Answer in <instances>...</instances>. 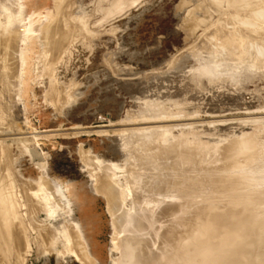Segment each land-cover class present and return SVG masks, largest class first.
I'll use <instances>...</instances> for the list:
<instances>
[{"label": "rangeland", "instance_id": "1", "mask_svg": "<svg viewBox=\"0 0 264 264\" xmlns=\"http://www.w3.org/2000/svg\"><path fill=\"white\" fill-rule=\"evenodd\" d=\"M55 1L29 0L28 7L36 6L44 26L61 22L62 33L53 36L64 42L65 49L55 52V57L51 48L46 51L47 41L36 30L34 52L26 56L29 66L21 70L20 62L12 55L5 57L3 44L4 37L5 40L15 29H21L16 15L21 0H0L2 21L13 18L7 28H0V176L6 183L0 186L12 196L17 195L22 204H28L18 209L23 234L37 236L41 242L44 224L64 223L60 216L49 219V211L41 206L29 205L26 196L47 166V175L42 173V177L49 178L41 177L44 183L48 181L45 187L40 181L42 188L49 189L52 196L55 192L56 197L55 187L48 184L50 180L69 187L76 204L72 206V217L82 224L88 248L99 264H113V259L120 257L119 248L125 249L124 242L132 243L136 236L145 247H140L138 241V245L134 244L143 252L140 260L149 256L151 263L155 258V264H172V260L174 264L181 258H190L189 251L195 247L199 251L205 247V252L209 248L215 250L214 245L210 247V240L219 242V228L214 234L216 229L203 219L213 210L237 213L241 208L238 203H248L252 208L251 218L258 219L255 223L262 226L255 234L263 240L257 241L258 246L252 241L255 236L251 239L254 232L248 233L250 236L242 234L243 238L251 237L252 243L247 238L251 248L241 236L238 244L242 248L231 244L226 247L235 252L236 259L264 253V40L260 41L264 39V22L259 21L264 18V11H257L264 10V1L124 0L119 4V0H61L60 6ZM240 2L247 4L252 11L250 17L258 21V26L248 29L238 24L239 20L236 22L238 17H246L243 21L251 19L246 16V6H238ZM236 27L247 30L246 42L252 43H244L251 49L250 57L248 54L242 64L231 60L233 51L220 44ZM67 36H71L69 40ZM13 46L15 52L17 46ZM11 62L13 65L9 66L15 67L12 70L5 67ZM27 67L30 73L26 74ZM225 71L228 73H222ZM247 139L253 142L249 149L238 152L239 144ZM111 162L122 167L114 175L112 166L113 179L111 171L106 170ZM92 168H98V174L108 171L106 175L114 183L118 179L115 185L119 195L115 191L118 198L114 197L118 202L112 205L111 212L105 196L93 192ZM170 204L175 206L169 210ZM247 220L243 224L249 228L254 220ZM202 224L204 230H212L214 238L206 233L209 229L205 233L201 230L204 235L199 236L197 229H203ZM132 225L139 227L132 229ZM129 234L136 236L128 237ZM207 234L212 237L210 240ZM195 235L198 243H194ZM112 237L119 238L120 247L116 250ZM35 238H31L35 243L28 241L30 251L25 248L18 257L12 255L9 259L0 249V264H81L76 257L56 256L53 248L46 243L43 247ZM202 238L209 241V248L206 243H199L204 242ZM60 242L57 249L62 248ZM224 247L219 248V257L226 258L231 253ZM237 248L241 249L239 253ZM198 252L194 254L198 256ZM231 256L228 258L235 257Z\"/></svg>", "mask_w": 264, "mask_h": 264}, {"label": "bare ground", "instance_id": "2", "mask_svg": "<svg viewBox=\"0 0 264 264\" xmlns=\"http://www.w3.org/2000/svg\"><path fill=\"white\" fill-rule=\"evenodd\" d=\"M19 1V0H18ZM31 1H33V0H31ZM121 1H124V0H119V4L121 3ZM233 1V0H232ZM244 1V0H243ZM246 1V0H245ZM250 1V0H249ZM264 1V0H263ZM221 2V1H220ZM234 2V1H233ZM32 3V2H31ZM33 3H35V1L33 2ZM55 3H57L59 6H60V4H61V0H57V1H55ZM63 3V2H62ZM242 2H240L239 4H238V6H240V7H242V5H243V3H242V5H240ZM244 3H247V1L246 2H244ZM261 3V2H260ZM19 4V3H18ZM248 4H250V3H248ZM257 4V3H256ZM20 10H18V12H16V15L18 14L19 16L17 17L16 15V17H17V19L19 20H17V19H15V17H14V19L15 20H17L19 23H21V25L22 26H20L21 27V29H19V30H16L15 29V31H13V34L11 33V36L10 37H6V39L4 40V38H3V41H4V48H5V52H7L6 53V56L5 57H10L11 55H12V59H15L16 60V62L17 61H19L20 62V67H21V70H22V67L24 68V66H26V65H28L29 66V63H27L29 60V58L27 59V57L26 56H28L29 57V54H30V51L31 52H34V51H32L33 50V47L35 46L34 45V42L36 41V39L38 38H36V36H37V32H36V30L39 32V34H41V35H39L38 34V36L40 37H42V38H45L46 40L45 41H47V45H48V47H46L47 49H46V51H50L51 49H52V51L50 52V53H53V55L55 54V57L56 56H58V55H56L57 53H55V52H58V50L61 52V50H62V52L64 51V49H65V47L62 49V45H63V43H62V41L59 39H56V40H54L55 39V37L53 36V33H59L60 31H61V27H60V24H61V22H60V24H59V22H57V20L54 22V23H52V24H50V25H42V21H41V17H40V13H39V10L36 8V6H34V8L33 9H29V0H21V2H20ZM18 5V6H19ZM58 5H57V7H58ZM245 5V4H244ZM243 5V6H244ZM254 5V4H253ZM261 5H262V3H261ZM56 6V5H55ZM234 6V5H233ZM246 6V7H245ZM244 7H245V9H247L248 10V13L250 12L249 11V8H247L248 6H247V4L245 5ZM253 7H255V6H253ZM258 7V6H257ZM261 7V6H260ZM264 7V6H263ZM243 8V7H242ZM251 8V7H250ZM262 8V7H261ZM244 9V10H245ZM252 9V8H251ZM57 10V9H56ZM246 10V11H247ZM258 10H260L258 13H260L261 14V12L262 11H264V10H261L260 8H257V11ZM255 11H256V9H255ZM254 11V12H255ZM256 11V12H257ZM252 12V11H251ZM250 12V13H251ZM253 12V13H254ZM250 13H249V16L248 15H246L247 17H250L251 15H250ZM252 13V14H253ZM258 13H256V15L258 14ZM255 14V13H254ZM263 14H264V12L261 14V16H263ZM10 16V15H9ZM60 16V15H59ZM233 16H235V15H233ZM237 17L239 16V15H236ZM235 16V17H236ZM254 16V15H253ZM252 16V17H253ZM258 16V15H257ZM257 16H255V19H257V18H262L261 16L260 17H257ZM7 17V16H6ZM12 17V16H11ZM61 17V16H60ZM235 17H233L234 19H232V20H235L236 18ZM2 17L0 16V28L1 27H4V28H7L10 24H11V21H12V19L13 18H10L9 17V21H2V19H1ZM64 18V17H63ZM241 18V17H240ZM240 18L238 17L237 19H236V22L238 21L239 23L238 24H243L242 26L244 27V25L246 26V28H248L249 29V27H254L255 25H257L258 26V24H255V23H257L258 21L257 20H255V22H254V17L253 18H251L250 19V21H248L249 20V18H248V20L247 19H245V20H247V21H243L244 20V18H246V17H242L243 19H241L240 20ZM8 19V18H7ZM58 19V18H57ZM5 20V19H4ZM29 21L28 22V25H26V21ZM253 20V21H252ZM259 20V19H258ZM257 21V22H256ZM259 21H263L264 22V18H262V20H259ZM56 22L59 24V26H58V24H56ZM220 22V21H219ZM262 22V23H263ZM226 23V22H225ZM235 23V22H234ZM262 23L260 24V22H259V25H262ZM71 24V23H70ZM229 24V23H228ZM65 25V24H64ZM58 26V27H57ZM61 26H62V24H61ZM71 26V25H70ZM69 26V27H70ZM234 26V25H233ZM260 27H262V26H260ZM263 27H264V25H263ZM262 27V28H263ZM67 28V27H66ZM71 29H72V27H70ZM86 28V27H85ZM237 28V27H236ZM241 28V27H240ZM245 28V27H244ZM44 29V30H43ZM243 28H241V29H233L232 31H229L228 33H227V35H225V37H223L222 38V40L223 41H220L221 43V47H223V48H225V50H228V49H230V51L229 52H231V50L233 51V53H230V55H232V54H234V55H232V56H230V57H232V59L231 60H234V61H236L237 62V64L239 63V64H242L241 62H244L246 59H247V57H248V49H251V47L250 48H248L247 46L249 45V44H251L252 45V43H247L246 41L249 39V36H248V38H247V36H246V33H248L247 32V30L246 31H241ZM251 29V28H250ZM5 30V29H4ZM66 31V30H65ZM71 31V30H70ZM75 31V30H74ZM248 31H250V32H252L251 30H248ZM10 33V32H9ZM37 33V34H36ZM61 33H62V31H61ZM61 33H59V34H61ZM59 34H58V36H59ZM67 34V33H66ZM71 34V33H70ZM8 35V34H7ZM65 35V34H64ZM68 35V34H67ZM249 35V34H248ZM6 36V35H5ZM62 36V35H61ZM259 36V35H258ZM54 37V38H53ZM68 37V36H67ZM71 37V36H70ZM70 37H68V40H69V38ZM41 38V39H42ZM48 38H50V39H48ZM57 38V37H56ZM246 38H247V40H246ZM251 38V37H250ZM253 38V37H252ZM255 38V37H254ZM253 38V39H254ZM35 39V40H34ZM252 39V40H253ZM256 39H258V38H256ZM210 40H212V39H210ZM264 39H260V41H263ZM0 41H1V39H0ZM3 41H1V42H3ZM43 41V40H42ZM66 41V40H65ZM249 41V40H248ZM68 42V41H67ZM247 43L248 45L246 46V44H244V43ZM253 42V41H252ZM36 43V42H35ZM66 43V42H65ZM263 42H260L259 44H262ZM254 44V43H253ZM1 45V44H0ZM13 45H16L17 47V49H15L14 51L15 52H13V49H14V46ZM64 46V45H63ZM250 46V45H249ZM256 46V45H255ZM264 46V45H263ZM12 47H13V49H12ZM51 48V49H50ZM223 48H222V50H223ZM247 48V49H246ZM260 48V47H259ZM261 48H264V47H261ZM12 49V50H11ZM34 49H37V48H34ZM54 49H56V51L54 50ZM254 49V48H253ZM7 50V51H6ZM54 50V51H53ZM224 50V51H225ZM259 50V49H258ZM251 51V50H250ZM60 52H58V54L60 53ZM200 52V51H199ZM29 53V54H28ZM44 53H45V50H44ZM47 53V52H46ZM252 53V52H251ZM259 53V52H258ZM13 54L15 55V56H13ZM28 54V55H27ZM49 54V53H48ZM47 54V55H48ZM262 54V53H261ZM8 55V56H7ZM46 55V54H45ZM258 56V55H257ZM264 56V55H263ZM14 57V58H13ZM52 57V56H51ZM233 57H234V59H233ZM249 57H250V54H249ZM253 57H254V55H253ZM259 57V56H258ZM261 58V57H260ZM264 58V57H263ZM12 59H10L11 61H12ZM249 59V58H248ZM6 60V59H5ZM10 60H8V61H10ZM264 60V59H263ZM7 61V60H6ZM260 61V60H259ZM12 62H15L14 60L12 61ZM11 62V63H12ZM15 62V63H16ZM46 62V61H45ZM48 62V61H47ZM4 63V62H3ZM225 63V62H224ZM232 63V62H231ZM263 63V62H262ZM50 64V63H49ZM48 64V65H49ZM249 64V63H248ZM261 64V63H260ZM9 65H13V63L12 64H7L6 63V66L5 67H8V69H10L12 66H9ZM47 65V64H46ZM222 65V64H221ZM252 65V64H251ZM2 66V65H1ZM15 66V65H14ZM13 66V67H14ZM260 66V65H259ZM4 67V66H3ZM216 67V66H215ZM223 68L225 67V66H222ZM227 67V66H226ZM230 67V66H229ZM250 67V66H249ZM15 68V67H14ZM14 68H11V70L12 69H14ZM217 68V67H216ZM2 69V68H1ZM6 69V68H5ZM18 69V68H17ZM16 69V70H17ZM28 67H27V69H26V74L27 73H30V72H28ZM246 69V68H245ZM204 70V69H203ZM207 70H209V69H207ZM212 70H214L213 68L210 70V71H212ZM226 70V69H225ZM248 70V69H247ZM30 71V70H29ZM222 71V70H221ZM220 71V72H221ZM223 71H224V69H223ZM12 72V71H11ZM22 72H24V71H22ZM213 72V71H212ZM212 72H210V74H212ZM13 73V72H12ZM222 73H226V71L225 72H222ZM228 73V72H227ZM226 73V74H227ZM230 74V76H233L234 77V73L232 74L231 72L229 73ZM228 74V75H229ZM232 74V75H231ZM214 75V74H213ZM212 75V76H213ZM217 75V74H216ZM218 76H222L221 74L219 75L218 74ZM236 76V75H235ZM215 77H217V76H215ZM221 78V77H220ZM227 78H228V76H227ZM211 79V78H210ZM212 81V80H211ZM26 82V81H25ZM47 91V90H46ZM48 94V93H47ZM1 108V107H0ZM1 111V110H0ZM4 115V114H3ZM5 116V115H4ZM2 118V117H1ZM3 119H4V117H3ZM0 121H2V120H0ZM2 123V122H1ZM3 124V123H2ZM1 124V125H2ZM0 125V126H1ZM166 133H167V131H166ZM165 134V133H164ZM166 135V134H165ZM166 137V136H165ZM163 139H164V137H163ZM250 139V138H249ZM249 139H247L246 141H242L241 142V144H239V142L238 141H236V143L237 144H239V151L238 152H242V151H245V149L247 148V149H249V147H250V143H253V142H250V140ZM234 144H235V142H234ZM181 145V144H180ZM233 145V144H232ZM232 147H234V146H232ZM255 147V146H254ZM238 148V147H237ZM237 148H235V149H237ZM238 150V149H237ZM82 152V151H81ZM80 152V153H81ZM83 153V152H82ZM243 153H245V152H243ZM241 154V153H240ZM88 155V154H87ZM242 155V154H241ZM245 155V154H244ZM234 156V155H233ZM237 157V156H236ZM240 157V156H239ZM251 157V156H250ZM96 158V157H95ZM241 158H243V157H241ZM97 159V158H96ZM236 160V159H235ZM250 160V159H249ZM93 161V160H92ZM100 161V163H102V161L101 160H99ZM251 161V160H250ZM89 162V161H88ZM95 163H97V162H95ZM104 163V162H103ZM41 164H42V162H41ZM97 164H99V163H97ZM106 164V163H105ZM112 164V165H111ZM234 164H235V162H234ZM103 165V164H102ZM106 165H108V164H106ZM105 165V166H106ZM111 165V166H110ZM110 165H109V167L111 168H107L106 170H109V171H111L112 170V166L114 167V171H115V174L114 175H118V174H116V171L118 172V170L117 169H122V167L118 164V163H110ZM241 165V164H240ZM239 165V166H240ZM44 166V165H43ZM41 167V166H40ZM47 167V166H46ZM46 167H43L44 169L42 170L41 168V172L42 173H44L45 175H47V168ZM88 168V167H87ZM102 168V167H101ZM98 169V168H97ZM97 169L96 170H93V168H92V171H93V173L95 172V171H97ZM116 169V170H115ZM103 171H104V169H102ZM102 170H100V171H102ZM126 170V169H125ZM90 171V170H89ZM92 171H90V172H92ZM114 171L112 172H109L110 173V176H111V173H112V177H110V178H112L113 179V173H114ZM89 172V173H90ZM108 171H106V173H107ZM1 173V172H0ZM41 173V174H42ZM90 174V177H91V180H92V189H93V192H96V193H98V194H102V195H104L105 196V198H106V200L109 202H107L108 204H107V208H108V211L109 212H111V208H112V205H116L115 204V202L117 203L118 201L117 200H115V198L114 197H116V195H115V191H116V194H118L117 192V187H116V185L118 184L116 181L118 180V179H116L115 180V183L108 177V175H106V173L104 174H101L100 172H99V174H101L100 176H97L96 174H98V171L96 172V174L94 175V174ZM39 175L38 176V178H37V180H36V182L34 181L33 183H36V185L35 184H33V185H30V187L28 188L30 191H29V193L27 192V190L26 189H24V190H26V196H27V198H28V202H29V205H31L32 207H35V206H41L42 208H43V210L44 211H49L48 213H49V216H48V218L49 219H54V218H56L57 216H60L61 218H63L64 219V223H61L59 226H55V225H53V224H51V225H49V224H44L43 226H45V227H43V229H44V231L45 232H43V234H42V239H41V242H42V244H43V247H44V245H46V246H49L50 248H53L54 250H55V252H56V256H59V257H63V256H65V255H69V256H71V257H76L75 259H77L81 264H99L98 263V261H96V259H95V257L91 254V252H90V250H89V248H88V245H87V242H86V238H85V235H84V232H83V229L84 228H82V224L78 221V220H76V219H74L72 216H73V208H72V206L75 204V200L73 199V197H72V192H70V189H69V187L68 186H66L65 188L60 184V183H57L56 181H54V180H50V183H48L49 185L50 184H52L54 187H55V191L57 192V194H58V196H59V198H58V196H56V197H54V195H56L55 194V192L53 191L54 190V188H53V190H52V192H54L53 193V196H52V193L50 192V193H48L47 191L49 190H46L45 188L43 189L42 188V186L44 185V187L46 186L45 184L48 182H46V183H44V181H41V180H43V179H45V180H48V178H49V176H47L48 178L46 179L45 177L46 176H44V178L42 177L44 174H42V175ZM98 174V175H99ZM257 175V174H256ZM2 176H0V178H1ZM41 177L43 178V179H41ZM117 177V176H116ZM251 178V177H250ZM114 179H115V176H114ZM1 180H2V183L0 184L2 187L4 186V185H6V183L4 184L3 183V181L5 180H3L2 178H1ZM125 180V179H124ZM188 180V179H187ZM40 181L42 182V184L40 183ZM97 182V183H96ZM40 183V184H39ZM117 183V184H116ZM122 183V182H121ZM120 183V184H121ZM256 183V182H255ZM3 184V185H2ZM15 184V183H14ZM32 184V183H31ZM116 184V185H115ZM123 184V183H122ZM121 184V185H122ZM35 185V186H34ZM49 185H47V187L49 186ZM0 186V249H2L3 251H4V256H7L9 259H10V257L12 256V255H16L17 257L22 253V251L25 249V248H27L28 246H29V244H28V241L30 242L31 240L33 241V239L35 238V236L34 237H31V238H33V239H31L30 237H29V235L28 234H26L28 237H26L24 234H23V231H25V230H23V226H24V224H23V221H22V218H21V216H20V213H19V211H18V209H20V208H22V207H25V206H27L26 205V203H24V204H22V202H20V200H19V198L17 199V195H16V197L13 195L12 196V194H10V192H8V190L6 191V190H3L2 189V187ZM46 187V188H47ZM121 187V186H120ZM250 187V186H249ZM24 188V187H23ZM49 188H50V186H49ZM119 188V187H118ZM245 188V187H244ZM5 189H6V187H5ZM43 189V190H42ZM72 189V188H71ZM246 189V188H245ZM254 189V188H253ZM119 190V189H118ZM252 190V189H251ZM260 190V189H259ZM122 191V190H121ZM120 191V192H121ZM20 192V191H19ZM21 193V192H20ZM16 194H17V191H16ZM119 195V194H118ZM73 196H75V195H73ZM252 196V195H251ZM22 197V196H21ZM52 197H54L55 199V201H52L51 199H53ZM56 198H58L59 200H57ZM118 197H116V199H117ZM125 198V197H124ZM246 199V198H245ZM50 200L53 202V203H51L50 202ZM58 201V203H57V201ZM251 201V202H250ZM249 202L253 205V200H250ZM54 202L55 203H57V204H55L54 205ZM257 202V201H256ZM239 204V206H241V208H240V210L242 211V212H239V211H237V213L239 212V214H237V213H235L234 211L233 212H227V211H225V213H218V210L215 212L214 210L213 211H209L208 212V215L207 216H205L206 218L205 219H203V220H205L206 222H207V224L208 225H210V227H212L211 229H216V233H214V234H217V229L219 230V234H217L218 236H219V242L218 243H214L213 242V240L211 239L210 240V238H214V236H212V235H214V234H212L211 235V232H212V230H210V228L208 227L207 229L205 228V230H208L206 233H210V235L212 236H210L209 234H207L208 236L206 237L207 238V240H208V238H209V240H210V242L212 241V244H211V246L210 247H212L213 245H214V249L215 250H213V249H211V248H209L207 245H209L210 243H209V241H207L206 242V240H204V239H206L205 238V236L202 238V240H204V242L203 241H201L200 242V240H199V243H202V244H204V243H206V245L205 246H207L208 248V250L205 252V247L204 248H202V250H204V251H202V250H197L198 248L197 247H195V248H192L190 251H189V255H190V258H181L180 260H178V262L176 263V264H264V253L262 252L261 254H259L257 251H255L254 250V252H257L258 253V255L256 256H254L253 257V253L250 255V256H252L253 258H251L250 256H248L249 258H247V257H245V258H237L236 259V254H234L233 253V251L232 250H230V248L229 247H226L227 245L228 246H230V244H231V246L233 247V246H238L239 244H241L240 242H241V239H243V241L244 242H246V243H248V244H245V245H247L248 247H249V243L251 242L252 243V241H254V242H256V244L259 242V243H262V240L261 239H259V237H257L256 236V234H255V231L257 230V231H259V229L262 227L260 224H256L255 222V217H254V219H252L253 217V210H252V208L251 209H249L250 207L248 206L249 204L247 203V204H240V203H238ZM255 204V203H254ZM25 205V206H24ZM76 205V204H75ZM170 205H171V207H170ZM170 205H168V207H170V208H168L169 210L170 209H172V206H173V204H170ZM232 205V204H231ZM235 206H236V203L234 204ZM252 205H250L251 207H253V209H254V206H252ZM175 206V205H174ZM173 206V207H174ZM216 206V205H215ZM239 206H237V207H239ZM260 206V205H259ZM114 208H116L115 206H113ZM119 207V205H117V208ZM237 207H235V208H237ZM117 208H116V210H117ZM176 208V207H175ZM262 208V207H261ZM29 209V208H28ZM36 209V208H35ZM37 209H40V208H37ZM167 209V210H168ZM238 209V208H237ZM22 210V209H21ZM20 210V211H21ZM42 210V211H43ZM114 210V209H113ZM166 210V209H165ZM167 210H166V212H167ZM181 210V209H180ZM220 210V209H219ZM224 210V209H223ZM251 210H252V212H251ZM259 210V209H258ZM39 211V210H38ZM43 211V212H44ZM118 211V210H117ZM208 211V210H207ZM246 211V212H245ZM247 211L249 212L248 214H247ZM37 212V211H36ZM76 212V211H75ZM170 212V211H169ZM172 212V211H171ZM170 212V213H171ZM174 212H176V211H174ZM182 212H184V211H182ZM222 212H224V211H222ZM243 212H244V214H243ZM23 213V212H22ZM173 213V212H172ZM246 213V214H245ZM252 213V214H251ZM46 214V213H45ZM113 215H114V213H112ZM256 215H257V213H255ZM172 215V214H171ZM186 215V214H185ZM116 216V214L114 215V217ZM173 216V215H172ZM117 217H118V215H117ZM252 217V218H251ZM79 218V217H78ZM113 218V217H112ZM136 218H138V217H136ZM173 218V217H172ZM249 218V220H250V222H251V220H252V223H253V220H254V224H252L251 225V223H249L248 225H250L249 226V228L247 227V225L245 226V224H243V223H246L245 222V220H247ZM251 218V219H250ZM116 219V218H115ZM139 219V218H138ZM140 219H141V217H140ZM198 219V218H197ZM25 220V219H24ZM130 220V219H129ZM134 220V219H133ZM256 220H258V219H256ZM55 221V220H54ZM114 221V220H113ZM118 221V220H117ZM167 221V220H166ZM25 222H26V220H25ZM33 222V221H32ZM52 222V221H51ZM134 222V221H133ZM138 224H139V221L137 220L136 221ZM136 222H134V223H132L133 225H136L135 223ZM247 222H248V220H247ZM127 223V222H126ZM141 223V222H140ZM189 223H191V222H189ZM35 224V223H34ZM37 224V223H36ZM115 224H117V222L115 223V221H114V225ZM118 224H119V221H118ZM203 224H204V222H203ZM202 224V225H203ZM247 224V223H246ZM27 225V224H26ZM33 225V224H32ZM112 225H113V222H112ZM133 225H132V229H134V228H138L139 227V225H138V227H133ZM184 225H185V223H184ZM205 225V224H204ZM204 225H203V229H202V227H200L201 229H197V231L199 230V236H200V234H202V233H200V231L202 230V232H203V230H204ZM208 225H205V226H208ZM263 225V224H262ZM30 226V225H29ZM84 226V225H83ZM137 226V225H136ZM117 227V226H116ZM140 227H141V225H140ZM169 227V226H168ZM32 228V227H31ZM34 228V227H33ZM38 228V227H37ZM40 228H41V226H40ZM115 228V227H114ZM248 228V229H247ZM263 228H264V226H263ZM24 229H26V226L24 227ZM39 229V228H38ZM42 229V228H41ZM42 229V230H43ZM120 229V228H119ZM122 229V228H121ZM34 230H35V228H34ZM68 230H70L71 232H72V234L71 233H69L68 232ZM131 230V229H130ZM136 231H137V229H135ZM173 230V229H172ZM205 230H204V232L203 233H205ZM264 230V229H263ZM39 231H41V230H39ZM115 231V230H114ZM133 231V230H132ZM142 231V230H141ZM214 231V230H213ZM38 232V231H37ZM123 232V231H122ZM131 232V231H130ZM139 232V231H138ZM164 232H166V231H164ZM215 232V231H214ZM254 232V235L252 236L253 238H251V237H242V234H246V235H251V234H248V233H253ZM132 233H134V231L132 232ZM132 233H130V234H132ZM167 233V232H166ZM170 233H172V232H170ZM174 233V232H173ZM198 233V232H197ZM213 233V232H212ZM119 234H120V232H119ZM129 234V236L128 237H132L134 234H139V233H134L132 236ZM162 234V233H161ZM168 234V233H167ZM196 234V233H195ZM257 234L259 235V233L257 232ZM38 235V234H37ZM121 235V234H120ZM126 235V234H125ZM196 235H198V234H196ZM196 235H195V240H196ZM202 235H204V234H202ZM216 235V236H217ZM31 236V235H30ZM39 236V235H38ZM134 236H136V235H134ZM198 236V237H199ZM240 236H241V239H239L240 238ZM254 236H255V239H256V237H257V240H255L254 239ZM114 237V236H113ZM112 237V238H113ZM117 237V236H116ZM128 237H125V238H128ZM166 237V236H165ZM202 237V236H201ZM200 237V238H201ZM264 237V236H263ZM262 237V238H263ZM36 238H37V241L38 242H40L39 241V238L36 236ZM35 238V239H36ZM134 238V237H133ZM138 237L136 236V238L135 239H137ZM140 238V237H139ZM168 238V237H167ZM175 239V237H173L172 236V239ZM217 238V237H216ZM247 238H248V240L250 241V238L251 239H254V240H252V241H247ZM31 239V240H30ZM124 239V238H123ZM129 239V241H131L132 240V238L130 239V238H128ZM134 239V241L132 240V243H130L128 240H126L125 239V241H128L129 243L128 244H126L125 245V242H124V247L126 246V248L125 249H123V247L120 249L119 248V250H121V254H120V257L119 258H117V259H113V264H149L148 262L150 261V258H149V256L148 255H146V257L148 256V258H145V256H143V260H140V258H142L141 257V255H143V252H142V250L140 249V247H142L143 248V246L142 245H140L139 243H142V241L141 242H139L141 239H139V241H138V239L137 240H135ZM218 239V238H217ZM42 240H44V241H42ZM162 240V239H161ZM193 240V239H192ZM214 240H216V239H214ZM240 240V241H239ZM246 240V241H245ZM259 240V241H258ZM261 240V241H260ZM36 241V240H35ZM35 241H33L34 243H35ZM60 242L61 243V245H62V248L61 249H57L55 246H56V244H57V242ZM136 241H138V244H139V246L140 247H138V246H136V245H138L137 244V242ZM169 241V240H168ZM171 241L172 240H170V243H171ZM258 241V242H257ZM38 242H36V243H38ZM40 242V243H41ZM198 243V240H196L194 243ZM46 243V244H45ZM208 243V244H207ZM237 243V245H235ZM239 243V244H238ZM258 243V246H260V244ZM42 244H40L41 246H42ZM134 244H136V245H134ZM145 244V243H144ZM143 244V245H144ZM215 244H216V247H215ZM243 244V243H242ZM112 245H113V248H115V250L116 249H118V247H120L119 245V238H113V240H112ZM111 245V246H112ZM145 245H147V244H145ZM178 245V244H177ZM199 245V244H198ZM263 245H264V243H263ZM26 246V247H25ZM45 246V247H46ZM135 246V247H134ZM184 246V245H183ZM227 248V250H230V251H226V249H225V247ZM239 246H241V245H239ZM247 246H245L247 249H249V248H251L252 246L250 245V247L248 248ZM32 246H31V243H30V247L29 248H31ZM137 247V248H136ZM148 247V246H147ZM189 247V246H188ZM220 247H224V249H225V251L228 253V252H231V253H229V255H231V254H233V256H231V257H234V258H228V256L226 257V258H222L223 257V253L225 252H221L220 251V253H222L221 255H222V257H219L218 256V254H219V248ZM29 248H27V249H25V250H29ZM145 248V247H144ZM143 248V249H144ZM164 248V247H163ZM182 248V247H181ZM197 248V249H196ZM235 248V247H234ZM233 248V249H234ZM241 248H242V246H241ZM49 249V248H48ZM112 249V248H111ZM196 250V251H193V250ZM211 249V250H210ZM238 249V253H239V250H241L240 248H237ZM24 250V251H25ZM46 250V249H45ZM78 250V251H77ZM124 250V251H123ZM145 250V249H144ZM147 250V249H146ZM221 250H223V249H221ZM250 250V249H249ZM30 251V250H29ZM47 251V250H46ZM50 251V250H49ZM62 251H63V253H62ZM160 251V250H159ZM203 252V253H200V254H202V256H204V257H201L200 256V254H199V252ZM48 252V251H47ZM197 253L198 252V256H197V254L195 255L194 253ZM205 252V253H204ZM225 252V254H227ZM2 253L3 252H1L0 254L2 255ZM25 253H27V251L25 252ZM25 253H24V255H25ZM236 253H237V251H236ZM241 253H243V250H242V252ZM250 253H251V251H250ZM249 253V254H250ZM257 253H254V254H257ZM23 254V253H22ZM29 254V253H28ZM147 254V253H146ZM248 254V253H247ZM248 254V255H249ZM23 255V256H24ZM26 256V255H25ZM240 257L242 256V255H239ZM245 256H246V254H245ZM1 257V256H0ZM21 257H22V255H21ZM2 258V257H1ZM58 258V257H57ZM113 258V257H112ZM136 258H139V260L138 259H136ZM8 259V260H9ZM19 259V258H18ZM59 259H61V258H59ZM126 259V260H125ZM164 259V258H163ZM1 260V259H0ZM152 260V259H151ZM153 260H155V258L153 259ZM152 260V262L154 263L155 261H153ZM159 260V259H158ZM166 260V259H165ZM169 260V259H168ZM58 261V260H57ZM62 261V260H61ZM163 261V260H162ZM22 262H23V260H22ZM173 260H172V264H173ZM228 262V263H227ZM150 263H151V261H150ZM153 263H151V264H153ZM160 263V262H159ZM174 263V264H175ZM155 264V263H154ZM162 264H163V262H162ZM165 264V263H164ZM170 264H171V262H170Z\"/></svg>", "mask_w": 264, "mask_h": 264}]
</instances>
